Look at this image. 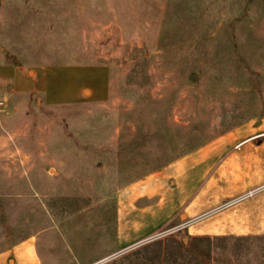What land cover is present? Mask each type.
I'll list each match as a JSON object with an SVG mask.
<instances>
[{"label": "rangeland", "instance_id": "1", "mask_svg": "<svg viewBox=\"0 0 264 264\" xmlns=\"http://www.w3.org/2000/svg\"><path fill=\"white\" fill-rule=\"evenodd\" d=\"M0 27L22 63L110 70L101 103L0 96V264H30L27 248L37 264H264L260 236L173 227L128 243L116 206L121 187L264 112V0H0Z\"/></svg>", "mask_w": 264, "mask_h": 264}, {"label": "crops", "instance_id": "2", "mask_svg": "<svg viewBox=\"0 0 264 264\" xmlns=\"http://www.w3.org/2000/svg\"><path fill=\"white\" fill-rule=\"evenodd\" d=\"M15 52L4 48L0 31L1 97H36L51 107L108 98L104 63L49 61L44 54V61L26 64ZM116 198L119 227L131 244L173 227L191 235L264 237V112L134 179ZM33 254L18 253L37 264Z\"/></svg>", "mask_w": 264, "mask_h": 264}, {"label": "built area", "instance_id": "3", "mask_svg": "<svg viewBox=\"0 0 264 264\" xmlns=\"http://www.w3.org/2000/svg\"><path fill=\"white\" fill-rule=\"evenodd\" d=\"M2 104H3V102L0 101V105H2ZM251 194H253V191H250L249 193H247L246 196H249V195H251Z\"/></svg>", "mask_w": 264, "mask_h": 264}]
</instances>
